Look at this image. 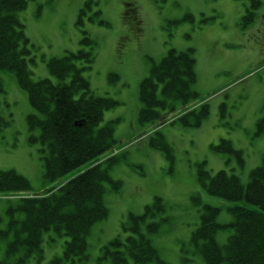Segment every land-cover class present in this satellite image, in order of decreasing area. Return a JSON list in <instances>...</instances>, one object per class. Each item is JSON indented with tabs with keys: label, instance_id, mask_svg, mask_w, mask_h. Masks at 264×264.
Wrapping results in <instances>:
<instances>
[{
	"label": "rangeland",
	"instance_id": "rangeland-1",
	"mask_svg": "<svg viewBox=\"0 0 264 264\" xmlns=\"http://www.w3.org/2000/svg\"><path fill=\"white\" fill-rule=\"evenodd\" d=\"M25 1L17 14L27 39L24 72L33 81L48 78L56 84L61 79L49 71L48 61L88 49L81 42L86 38L92 43L94 60L81 74L95 96L116 101L101 116L100 125L110 124L113 129V141L101 157L118 156L108 174L119 186L112 190L111 183L105 182L108 213L90 226L86 264H95L101 248L112 239L136 236L135 228L151 239L163 264H203L190 243L202 205L219 207L217 220L228 225L232 216L225 208L234 203L209 194L200 172L213 175L225 169L246 186L250 171L260 165L264 154V0L260 5H253V0ZM130 6V11L135 7L133 15L124 19L122 13ZM246 15L251 18L245 19ZM171 48L193 49L196 81L188 89L207 105L208 116L198 126L179 122L158 126L156 132L169 146L166 154L150 145L151 138H158L154 127L138 120V92L140 81ZM160 89L159 84L157 97H171ZM30 112L27 94L17 86L14 73L0 70V117L5 121L0 128V170L23 176L29 193L39 194L51 182L42 175L39 144L30 139L26 125ZM220 139L231 142L239 159L211 148ZM18 202L19 195L0 191V229H7L10 219L23 218L16 209ZM154 202L162 210L153 207L154 216L141 215ZM10 208L14 210L8 212ZM152 221L158 222L159 229L149 234L147 224ZM230 233V229L218 231L217 242L224 244ZM11 236L12 230L8 239H0V260L68 264L60 257L68 238L53 229L42 233L40 256L33 253L20 263L16 260L21 251L5 257Z\"/></svg>",
	"mask_w": 264,
	"mask_h": 264
},
{
	"label": "trees",
	"instance_id": "trees-1",
	"mask_svg": "<svg viewBox=\"0 0 264 264\" xmlns=\"http://www.w3.org/2000/svg\"><path fill=\"white\" fill-rule=\"evenodd\" d=\"M257 3L258 0L252 2L253 5ZM24 6V0H0V70L12 71L17 85L27 94L32 111L26 117V124L30 139L39 144L43 178L51 185L38 195L19 197L16 209L24 216L20 221L10 219L7 229H0V239H8L12 230L5 254L22 250L24 255L19 256L18 261L23 262L31 252L41 250L42 233L53 229L68 238L60 257L64 256L68 264H86V235L90 226L107 215L102 186L106 173L92 167L70 180L63 178L81 164L97 161L108 149L110 140L113 141L111 130L100 127L99 123L102 112L114 102L94 96L88 80L81 76V70L78 72L76 60H81L84 68L92 63L90 50L65 53L61 58L52 59L48 63L49 71L61 79L56 84L46 78L33 81L24 72L26 38L17 18ZM131 9L130 6L126 14L132 16L134 7ZM250 18L251 15L245 16V19ZM193 64L192 49L182 52L169 49L152 66L149 77L140 87L143 109L148 108L147 116L140 112V120L160 118L154 111L155 107H164L156 97L159 84L161 94L171 96L165 97L170 99L169 103H185L196 98L188 89L195 79ZM206 113L205 106L197 112H190L184 118V124H189L187 117L193 116L190 124L197 125ZM4 125L5 121L0 117V128ZM214 150L239 157L227 141H221ZM200 173L209 194L234 203L225 208L232 216L228 225L218 222L219 207L202 205L199 224L190 234V243L203 264H264V157L261 164L250 171L245 187L237 176L224 170L214 175ZM0 191L29 193L30 185L13 170H0ZM240 202L242 204H238ZM153 207L162 210L161 205L154 202L146 206L141 215L154 216ZM13 210L10 208L8 212ZM158 229V222L147 224L149 234L157 233ZM224 229H230L231 233L221 245L216 235ZM134 230L136 236H127L125 240L116 237L103 246L95 264H127L129 260L138 264L153 261L163 264L151 239L137 228ZM0 264L9 263L4 259Z\"/></svg>",
	"mask_w": 264,
	"mask_h": 264
},
{
	"label": "bare ground",
	"instance_id": "bare-ground-1",
	"mask_svg": "<svg viewBox=\"0 0 264 264\" xmlns=\"http://www.w3.org/2000/svg\"><path fill=\"white\" fill-rule=\"evenodd\" d=\"M30 106V105H29ZM147 111H148V108H147V106H146V108H144L142 111H141V114H143L144 116H147ZM238 159H239V157H237ZM108 163V162H107ZM94 165H97V163H95L94 161H92V162H89V163H87L86 165H85V167H91V166H94ZM84 167V168H85ZM84 168H82V169H80L78 172H77V174L76 175H79V174H81L82 172H83V169ZM76 175H72L69 179H67V180H70L71 178H73L74 176H76Z\"/></svg>",
	"mask_w": 264,
	"mask_h": 264
}]
</instances>
